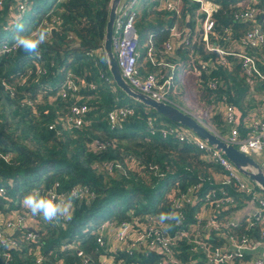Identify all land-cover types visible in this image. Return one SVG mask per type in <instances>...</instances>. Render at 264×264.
Instances as JSON below:
<instances>
[{"label": "trees", "instance_id": "trees-1", "mask_svg": "<svg viewBox=\"0 0 264 264\" xmlns=\"http://www.w3.org/2000/svg\"><path fill=\"white\" fill-rule=\"evenodd\" d=\"M20 1L0 0V189H6L9 197L7 205H0V211L4 217L20 214L23 197L34 187L64 195L81 186L93 195L75 201V212L65 227L41 224L37 231L40 244L22 243L17 250L0 247V264H101L104 250L98 244L97 229L103 223L134 222L135 218L171 212L174 201L188 194L196 183H202L199 196L203 199L205 191L214 188L226 189L237 198L238 207L229 210L216 211L213 205L207 206L222 224L245 206L249 198L223 184L225 172L208 158L209 154L190 137L180 139L178 133L188 132L183 126L134 101L116 86L104 50L112 0L28 2L21 19L24 31L18 35H26L39 26L49 30L50 37L41 45L39 57L14 48L18 36L15 27L6 30L11 21L19 19ZM211 1L220 6L214 15V33L218 37L212 39L213 43L225 50L234 48L235 42H240L253 27V23L235 16L252 8H258L257 23L264 33V0ZM238 2L243 6L238 7ZM199 18V5L191 0H183L179 14L162 9L160 0H145L135 25L144 55L142 61L151 50L147 47L149 37L154 35L153 46L159 52L165 51L170 28L175 26L182 38L176 42L175 53L164 57L174 68L184 67L187 77L182 83L174 81L170 95L178 90V82L183 86L185 102L191 104L196 95V117L223 139L229 135L230 127L225 123L223 110L214 109L213 98L216 96L221 102L226 98L240 115L238 129L246 138L254 114L264 110V82H248L241 65L230 69L219 63L217 54L206 52L198 40ZM248 53L256 57L264 73V47L248 49ZM202 64L209 67L202 70ZM154 70V65L147 62L142 73ZM215 81L225 82V87L213 89ZM75 104L88 106L86 123L82 128L65 129L60 118L70 116ZM120 108L134 112L112 128L109 114ZM167 127L175 132L164 136ZM176 185L182 194L171 199L169 194ZM201 206L203 201L182 207L187 215L185 223L165 221L164 234L188 230L189 224L202 233L206 220L197 217ZM263 228L264 225L245 219L237 227H223L208 242L214 248H226L232 239H259ZM28 230L22 227L13 236L19 239ZM193 238L194 235L177 242L176 260L180 264H201L196 259L202 254L191 252ZM65 240L74 241L77 246L62 250ZM37 246L42 249L41 263L32 253ZM116 257L121 264H158L161 255L147 256L146 251L130 255L120 250Z\"/></svg>", "mask_w": 264, "mask_h": 264}, {"label": "built area", "instance_id": "built-area-1", "mask_svg": "<svg viewBox=\"0 0 264 264\" xmlns=\"http://www.w3.org/2000/svg\"><path fill=\"white\" fill-rule=\"evenodd\" d=\"M22 1V3H21ZM19 3L20 18L25 14L28 2L34 0H21ZM62 1L58 0L57 2ZM145 0H122L119 5L113 35V50L117 58L118 66L121 70L123 78L137 91L144 93L157 101H164L173 104L170 97V92L174 86V81L183 82L184 79L178 77L179 70L171 66L166 61L164 54L175 53L176 42L181 40L182 33L175 27L170 28V40L165 44V51L159 52L154 46V35L149 37L150 53L149 61L154 65L155 72L142 73L144 63L149 62L147 56L142 61V51L140 49V36L136 29V20L138 10L141 8ZM199 5V23L201 25L202 40L205 51L214 53L219 56V63L230 69L237 65H241L247 81L252 83L253 79H261L264 82V73L259 69L258 62L255 56L248 53V49H256L264 47V33L257 23L258 8H252L242 11L235 17L243 22L253 23L252 29L247 31L240 42H235L231 50H225L217 43H213L212 39H217L214 33L215 19L214 15L219 11L220 6L211 0H191ZM162 9L168 12L179 14L183 6V0H160ZM238 7H242V2H238ZM243 10V9H242ZM227 33L229 31L227 30ZM230 58V60H229ZM186 73V71H184ZM225 82L215 81L212 83V88H224ZM175 88V86H174ZM173 88V89H174ZM65 96L66 93H63ZM224 102L213 98L214 109L223 110L225 123L230 127L229 135L225 140L237 147L241 152L253 157L260 164L264 172V110L256 113V117L250 125V133L248 137L242 138L238 129L240 123V115L236 108L231 103ZM175 105V104H173ZM89 111L87 105L75 104L71 108V114L67 118H60L61 122L69 128H82L86 123V116ZM133 110L129 108H120L109 114V123L112 128L119 125L120 119L133 114ZM196 117V116H195ZM197 118V117H196ZM198 119V118H197ZM200 121V120H199ZM201 122V121H200ZM203 123V122H202ZM206 125L205 123H203ZM213 131L210 126H207ZM170 132H175L167 127L163 130V135L166 136ZM187 133V134H186ZM178 133L180 139L186 140L190 137V141L204 149L208 154V158L218 164L225 172L223 184L235 187L237 193L245 194L247 207L245 209L246 218L239 220L240 212L236 211L234 216L230 217L229 221L220 223L217 219L215 211L214 215L206 214L208 205H213L216 211L222 209L229 210L238 206V200L232 196L226 189L216 190L213 193L206 194L205 198L199 196L202 185L196 184L189 188L188 194H183L181 198L174 201L173 211H178L182 216V223H185L186 216L182 207L198 204L203 201L201 212L203 213L202 220H206L203 232L197 231V227L189 224L188 230L183 229L177 234H164L166 227L159 222L158 217L147 215L140 218H135L134 222H105L98 231V244L102 250L101 264H121L117 261L116 254L120 250H126L130 255L136 251H146V255L157 253L161 255L158 264H180L176 260L177 242L183 239H191L194 246L191 249L192 254L202 256L196 259L197 263L201 264H264V258L251 254L257 245L264 244V228L259 239L251 237H242L239 240L232 239L229 246L226 248H214L208 242L212 234H220L223 227H237L241 221L247 219L248 222L259 223L264 225V195L258 187L249 180L247 176L241 173L220 151L210 146L207 142L201 140L192 133ZM191 135V136H190ZM219 136V135H218ZM9 157V155H7ZM7 157V158H8ZM76 188V187H74ZM73 188V189H74ZM231 188V187H229ZM181 188L177 185L172 190L170 198L173 199L177 194L181 193ZM81 195L78 199H85L93 193L86 187L79 188ZM55 192V191H54ZM58 194V193H57ZM182 194V193H181ZM62 195V194H59ZM4 201H6L4 203ZM9 197L6 189H0V205H7ZM206 214V215H205ZM0 247L4 249H19L22 243H38L40 244L38 230L41 224L46 227H65L68 220L61 218L58 221L46 222L41 216H33L27 209H23L20 214L8 215L4 217L0 211ZM26 227L28 230L24 232L19 239H16L13 234L20 228ZM77 246L75 242L65 240L62 242L61 249L68 250ZM42 249L37 246L32 250L33 256L37 259V263L42 262ZM247 256V257H246ZM87 263L86 261L84 262ZM9 264V263H8Z\"/></svg>", "mask_w": 264, "mask_h": 264}, {"label": "water", "instance_id": "water-1", "mask_svg": "<svg viewBox=\"0 0 264 264\" xmlns=\"http://www.w3.org/2000/svg\"><path fill=\"white\" fill-rule=\"evenodd\" d=\"M121 2L122 0H112L111 2L104 43V50L108 60L109 71L116 86L129 98L155 110L161 116L180 124L189 133L195 134L198 138L207 142L217 151H220L241 173L247 176L264 195V172L257 160L241 152L237 147L218 136L214 131L209 129L189 112L184 111L177 105L164 101H157L150 96L137 91L123 78L113 50L115 20Z\"/></svg>", "mask_w": 264, "mask_h": 264}, {"label": "clouds", "instance_id": "clouds-1", "mask_svg": "<svg viewBox=\"0 0 264 264\" xmlns=\"http://www.w3.org/2000/svg\"><path fill=\"white\" fill-rule=\"evenodd\" d=\"M17 32H23L24 25L21 22L15 24ZM50 37L49 30L44 26L36 27L30 30L26 35L15 37L14 48L21 49L25 53L39 57L41 45L47 42ZM80 186L72 189L64 195H59L51 190H42L41 187H34L26 194L21 203L33 216H41L46 222L58 221L61 218L71 220L75 212V201L80 197ZM160 223L175 220L180 223L182 220L181 213L178 211L161 212L158 216ZM171 227V224L167 225ZM0 242H3L0 240Z\"/></svg>", "mask_w": 264, "mask_h": 264}, {"label": "rangeland", "instance_id": "rangeland-1", "mask_svg": "<svg viewBox=\"0 0 264 264\" xmlns=\"http://www.w3.org/2000/svg\"><path fill=\"white\" fill-rule=\"evenodd\" d=\"M49 2V1H48ZM49 3H51V0H50V2ZM49 5V4H48ZM28 11H30V9L28 10ZM20 15V12H19V10H18V13H17V17ZM24 15H22L19 19H17L16 21H11V23L9 24L10 26L9 27H6V30H13L14 29V27H15V24L17 23V22H21L22 23V17H23ZM23 25H25V23L23 24ZM16 30V29H15ZM24 31V30H23ZM16 33H17V35L18 34H21L22 32H17L16 31ZM196 94V93H195ZM193 97V99H194V101L191 103V104H189V103H187V102H185L184 101V99H185V96H184V94L182 93V88L180 87V90H179V92H174L172 95H170V97L169 98H171V100H172V102H173V104H177V105H179V106H181L182 107V109L184 110V111H186V112H189L190 114H192L193 116H197L198 115V113H199V111H197V107H196V103H195V99L197 98V96L196 95H193L192 96ZM214 98H217L216 96L214 97ZM218 99V98H217ZM220 101V100H219ZM88 123V122H87ZM64 128L65 129H69V127L68 126H64ZM197 184V183H196ZM200 185H202V183H200ZM177 187V185L174 187V188H176ZM173 188V189H174ZM172 189V190H173ZM221 189H223V188H219V189H217V188H214V189H212V190H210V191H205V194H209V193H213L214 191H216V190H221ZM171 193H172V191H171ZM171 193L169 194V196L171 195ZM194 205V204H193ZM211 212H213V211H211V209H207L206 210V214H209V213H211ZM205 214V215H206ZM197 217L200 219V220H202V218H203V213L201 212V210H200V212H199V214L197 215ZM0 220H1V218H0ZM103 225V224H102ZM101 225V226H102ZM100 226V227H101ZM165 227V226H164Z\"/></svg>", "mask_w": 264, "mask_h": 264}, {"label": "crops", "instance_id": "crops-1", "mask_svg": "<svg viewBox=\"0 0 264 264\" xmlns=\"http://www.w3.org/2000/svg\"><path fill=\"white\" fill-rule=\"evenodd\" d=\"M144 3V2H143ZM161 3V2H160ZM142 6V5H141ZM140 6V7H141ZM141 9V8H140ZM139 9V10H140ZM139 10H138V12H139ZM198 22H199V20H198ZM167 25V24H166ZM198 28H199V32H200V36H199V38H198V40H199V43H201V42H203V40H202V33H201V25H199L198 26ZM170 37H171V34H170ZM182 38V37H181ZM153 45H154V43H153ZM149 46H151L150 45V43H148L147 44V47H149ZM146 47V48H147ZM144 56V55H143ZM146 57V56H145ZM144 57V58H145ZM144 58H143V60H144ZM149 58V56H148V54H147V59ZM148 61H149V59H148ZM150 62V61H149ZM180 65H185L184 63H182V64H180ZM209 67V64H202L201 65V68H202V70H206L207 68ZM184 67H182V66H180L179 67V72H178V77H181V78H183V79H185L186 77H187V75H186V73L184 72ZM180 87L183 89V86L182 85H179V82H178V90H177V92H179V90H180ZM176 91V90H175ZM221 109V108H220ZM228 134V133H227ZM247 201H246V203L244 204L245 206L243 207V208H241V209H238V210H235L231 215H232V217L234 216V214H235V212L236 211H238V212H240V214H239V216L238 217H236V218H238L239 220H241L242 218H246V216H245V209H246V207H247ZM239 205V204H238ZM238 207V206H237ZM211 215H214V213L213 212H211L210 213ZM231 215H230V217H231ZM255 249L253 250V251H251V254H253V255H257V256H259V257H263L264 258V244H260V245H257L256 247H254Z\"/></svg>", "mask_w": 264, "mask_h": 264}]
</instances>
